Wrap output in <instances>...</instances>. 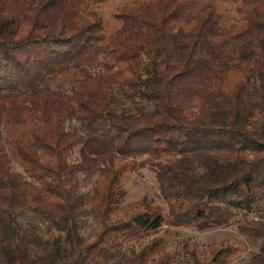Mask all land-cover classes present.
I'll use <instances>...</instances> for the list:
<instances>
[{
    "label": "trees",
    "instance_id": "obj_1",
    "mask_svg": "<svg viewBox=\"0 0 264 264\" xmlns=\"http://www.w3.org/2000/svg\"><path fill=\"white\" fill-rule=\"evenodd\" d=\"M110 1L0 0V264H230L244 244L125 245L236 216L264 264V0L124 1L104 35ZM145 166L156 195L118 212Z\"/></svg>",
    "mask_w": 264,
    "mask_h": 264
},
{
    "label": "rangeland",
    "instance_id": "obj_2",
    "mask_svg": "<svg viewBox=\"0 0 264 264\" xmlns=\"http://www.w3.org/2000/svg\"><path fill=\"white\" fill-rule=\"evenodd\" d=\"M126 2L129 0H112L101 5L99 9V13L102 16L106 29L104 35H107L113 31L115 27L118 26V23L112 18V12L115 8H117L122 2ZM193 4L198 6L199 4L208 2V0H193ZM213 4L216 8L221 11L226 18V20H232L234 17H237V13L233 10L231 5L227 2L223 1H213ZM71 126L77 127V122L72 120L69 123ZM8 152V151H7ZM9 154V152H8ZM10 155V154H9ZM78 159L77 151H75L71 155V160L76 161ZM12 168L17 171L21 172V169L15 165L11 161ZM95 170L90 169L86 173H81L79 175V185L80 189L87 193L89 190V186L95 177ZM122 187L124 190V195L122 201L119 205L118 212L122 211L123 209L127 208L128 206L135 203L138 199L143 196L152 197L155 196L157 193V182L154 176L153 171L148 168L147 166L139 168L138 170L129 172L126 174L125 178L122 181ZM236 217L231 219V223L224 227L220 228L216 231H207V232H199L192 228H166L162 227L157 233H154L150 236H144L142 239L136 241L131 240L125 245V250L129 252L130 248L137 249L139 244L143 242L149 241L152 237L160 236L162 241L167 245L168 251H178L181 252L183 246H197L203 247L208 243L217 242L219 240H223L235 245L244 244L245 247H242L238 254L231 260L230 264H241L242 259H244L251 251L254 249L242 239L240 235H238L235 231V222ZM19 221L22 224L26 223H36L39 224V221L34 218L33 215L29 213H23L19 215ZM92 224V220L90 217H87L85 220V227H88Z\"/></svg>",
    "mask_w": 264,
    "mask_h": 264
}]
</instances>
